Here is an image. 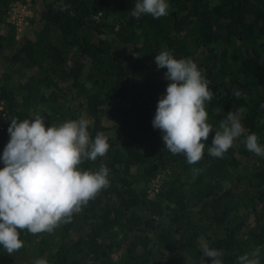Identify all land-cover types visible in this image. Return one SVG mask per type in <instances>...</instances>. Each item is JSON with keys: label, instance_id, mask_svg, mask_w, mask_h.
Segmentation results:
<instances>
[{"label": "trees", "instance_id": "1", "mask_svg": "<svg viewBox=\"0 0 264 264\" xmlns=\"http://www.w3.org/2000/svg\"><path fill=\"white\" fill-rule=\"evenodd\" d=\"M14 1L0 0V57L7 52L24 78L16 87L6 85L9 76L0 83L9 123L40 115L48 127L87 118L90 136L100 133L109 144L103 157L77 166L106 167L109 183L70 222L51 233L18 229L24 244L37 245L27 246L36 247L35 261L200 264V235L222 251V264L255 258L264 249V156L244 141L255 133L264 145V0H166L169 14L159 19L133 17L138 0H37L41 29L21 42L7 22ZM163 50L193 60L209 81L213 97L204 106L214 131L230 111L240 113L245 133L222 158L208 155L214 131L202 141L203 158L188 164L152 127L168 84L154 61ZM8 141L1 132L0 156ZM24 248L9 255L0 246V264H35Z\"/></svg>", "mask_w": 264, "mask_h": 264}, {"label": "clouds", "instance_id": "2", "mask_svg": "<svg viewBox=\"0 0 264 264\" xmlns=\"http://www.w3.org/2000/svg\"><path fill=\"white\" fill-rule=\"evenodd\" d=\"M166 0H138L131 15L139 19L150 14L154 19L167 16ZM158 69H166L168 81L165 93L157 101L152 127L159 129L163 146L173 155L183 153L188 164H196L204 156L209 133L214 131L207 123L205 102L213 93L202 70L190 58L177 59L170 50L154 55ZM236 98L242 93L233 92ZM264 107V105H261ZM86 119L69 120L59 126H45L44 117L32 119L12 118L7 128L9 141L0 161V246L11 255L23 247L18 229L32 234L51 233L61 222H70L72 214L108 186L109 169L98 172L80 171L77 166L84 159L95 161L109 149L107 139L97 133L93 139ZM214 131L208 155L222 158L245 133L239 112L230 111ZM248 151L264 156V145L258 143L255 133L245 138ZM204 257L212 258L211 264H222V252L205 248ZM249 259L248 254L237 257V264H260L259 254ZM35 264H48L44 258Z\"/></svg>", "mask_w": 264, "mask_h": 264}, {"label": "rangeland", "instance_id": "3", "mask_svg": "<svg viewBox=\"0 0 264 264\" xmlns=\"http://www.w3.org/2000/svg\"><path fill=\"white\" fill-rule=\"evenodd\" d=\"M42 9H43V5H41L37 0H17L11 2L7 10V22H9V17L12 18L16 17L17 14H20L23 18H25L27 22V26L22 29L21 33H19L18 36L17 35L15 36L16 42H21L24 37L29 39H34L36 37V34L41 29L38 19ZM3 54L4 56L0 57V83L2 84L5 83L4 77L9 76L10 78L6 81L7 83L6 85L10 87L11 86L16 87L19 83L23 82L24 78L19 77L15 72L16 68H14V66L11 63H9V59L7 58L9 54L7 52ZM9 118L10 115L7 119L4 132L7 131ZM82 119L88 120L87 118H82ZM105 125L108 127H113V124L109 122L105 123ZM115 133H116L115 131L111 132L112 135H115ZM158 184L159 181H155L151 186V189H155L158 186ZM23 246L25 247L24 254L30 257V262L34 263L35 256L38 255V251H36V247L33 249H29L27 248V246H37V245L35 243L32 244L23 243ZM206 247L217 249V247L211 241L207 240L206 236L200 235L197 241V249L200 251L201 255H203L202 252ZM257 253L259 254V257L261 259L262 254H264V249L262 251L256 250L255 254ZM204 258H209V257H204Z\"/></svg>", "mask_w": 264, "mask_h": 264}, {"label": "built area", "instance_id": "4", "mask_svg": "<svg viewBox=\"0 0 264 264\" xmlns=\"http://www.w3.org/2000/svg\"><path fill=\"white\" fill-rule=\"evenodd\" d=\"M9 23L15 27L17 36L19 33H21L22 29L27 26L25 18H23L20 14H17V16L13 18L9 17ZM8 117V112L4 109L3 104L0 102V134L5 129Z\"/></svg>", "mask_w": 264, "mask_h": 264}]
</instances>
